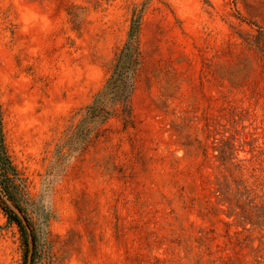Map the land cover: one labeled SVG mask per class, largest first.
<instances>
[{
	"label": "rangeland",
	"instance_id": "rangeland-1",
	"mask_svg": "<svg viewBox=\"0 0 264 264\" xmlns=\"http://www.w3.org/2000/svg\"><path fill=\"white\" fill-rule=\"evenodd\" d=\"M0 264H264V0H0Z\"/></svg>",
	"mask_w": 264,
	"mask_h": 264
},
{
	"label": "trees",
	"instance_id": "trees-1",
	"mask_svg": "<svg viewBox=\"0 0 264 264\" xmlns=\"http://www.w3.org/2000/svg\"><path fill=\"white\" fill-rule=\"evenodd\" d=\"M6 210H8V209H6ZM8 212H10V211H8ZM17 220V219H16ZM18 223H19V221H17Z\"/></svg>",
	"mask_w": 264,
	"mask_h": 264
}]
</instances>
